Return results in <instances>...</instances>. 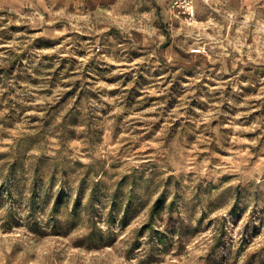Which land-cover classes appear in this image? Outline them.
<instances>
[{
	"label": "rangeland",
	"instance_id": "obj_1",
	"mask_svg": "<svg viewBox=\"0 0 264 264\" xmlns=\"http://www.w3.org/2000/svg\"><path fill=\"white\" fill-rule=\"evenodd\" d=\"M168 3L0 7V264H264V32Z\"/></svg>",
	"mask_w": 264,
	"mask_h": 264
},
{
	"label": "crops",
	"instance_id": "obj_2",
	"mask_svg": "<svg viewBox=\"0 0 264 264\" xmlns=\"http://www.w3.org/2000/svg\"><path fill=\"white\" fill-rule=\"evenodd\" d=\"M126 0H0V7L21 16H29L35 30L57 32L73 30L82 15L102 14L109 8L121 6ZM171 15L169 0H153ZM213 14L218 12L222 19L211 18L218 32L227 31L230 38L236 30L241 31V41L248 38L247 32H264V0H212ZM211 8L202 0L196 1V16L203 22ZM212 16V15H210ZM221 28V29H220ZM223 28V29H222ZM244 56L242 61H244Z\"/></svg>",
	"mask_w": 264,
	"mask_h": 264
},
{
	"label": "built area",
	"instance_id": "obj_3",
	"mask_svg": "<svg viewBox=\"0 0 264 264\" xmlns=\"http://www.w3.org/2000/svg\"><path fill=\"white\" fill-rule=\"evenodd\" d=\"M197 0H172V8L177 16L181 17L188 24L197 22L196 16ZM208 6L212 5V0H202Z\"/></svg>",
	"mask_w": 264,
	"mask_h": 264
}]
</instances>
